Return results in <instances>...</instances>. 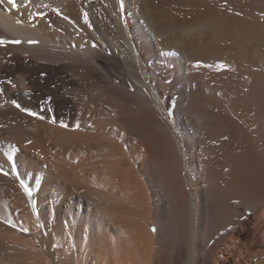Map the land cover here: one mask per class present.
<instances>
[{
    "label": "bare ground",
    "instance_id": "bare-ground-1",
    "mask_svg": "<svg viewBox=\"0 0 264 264\" xmlns=\"http://www.w3.org/2000/svg\"><path fill=\"white\" fill-rule=\"evenodd\" d=\"M16 3L0 2V264H127L157 240L154 264L181 247L195 264L239 204L260 208L264 0ZM86 98L117 116L75 122ZM82 143L107 162L51 149Z\"/></svg>",
    "mask_w": 264,
    "mask_h": 264
},
{
    "label": "rangeland",
    "instance_id": "rangeland-1",
    "mask_svg": "<svg viewBox=\"0 0 264 264\" xmlns=\"http://www.w3.org/2000/svg\"><path fill=\"white\" fill-rule=\"evenodd\" d=\"M93 84H94L93 82H90L88 87L92 86ZM78 88L84 89L85 87L79 85ZM84 103L83 105L82 104L80 105L81 107H79L78 111L76 110L77 113L74 115L76 116L78 114L77 116H82L83 119H81L82 117H80L77 120H74L75 122L86 124L89 123L91 120L89 125L90 124L96 125L98 123H103L106 121L113 120V117L117 116L116 112H114L116 110L110 109L105 105L94 104L88 98L85 99ZM176 107H177V101L174 103L173 110H175ZM21 113L23 117L22 120L26 123H29V121L32 120L30 116H34L31 112L26 110H22ZM36 116L38 118V121H42L45 123H52L58 129L59 128L66 129L61 124L48 120V118L40 117L39 115ZM87 118L89 119V121H87ZM72 130L74 129L72 128ZM76 131L86 132L87 128L83 125L81 126L80 124H78L76 126ZM58 145L55 148L51 147L53 154H55L57 157H64V158L68 157L67 158L68 161H72L74 157V160L72 162L74 164H84L90 161L107 162V158L100 149L93 146H89L86 143H82L79 146L73 144L74 148H70L71 150L68 149V152H66L67 150L63 148L62 150L64 153L66 152L65 153L66 156H61L57 153L62 146L61 144ZM192 189L196 190V187L193 186ZM73 191H75L77 194L79 193V190H73ZM47 202L48 200L45 201L46 204L45 207L49 208L50 204H47ZM239 206L241 208V211H243L246 214L233 227V229L229 234L227 235L222 234L221 236L217 237V240L222 241V243L217 248L211 251L201 250L200 252L201 256H198L197 252L195 251V258H196L195 264H264V203L260 206L258 210H253V211H250V209L245 205L239 204ZM150 228H151L150 232L154 233L153 238L157 239L156 235H157L158 222L154 220ZM158 246H159V242L157 240L154 244V247L151 248L149 252L150 255L149 259H144L143 261H138V260L136 261L135 259H130V261L127 264H143L144 262L145 264L148 263L154 264V259L158 254L157 253ZM189 254H191L190 249L181 247L177 250V254L172 256L171 261L173 262V264H188L187 259ZM17 264H25V261H23V259L20 258V260L17 261Z\"/></svg>",
    "mask_w": 264,
    "mask_h": 264
},
{
    "label": "snow or ice",
    "instance_id": "snow-or-ice-1",
    "mask_svg": "<svg viewBox=\"0 0 264 264\" xmlns=\"http://www.w3.org/2000/svg\"><path fill=\"white\" fill-rule=\"evenodd\" d=\"M0 2H2V0H0ZM8 4L11 5V8L15 9L18 8V4L16 3V0H7ZM19 23V21H17ZM2 42V41H0ZM17 43H19V41H16Z\"/></svg>",
    "mask_w": 264,
    "mask_h": 264
}]
</instances>
